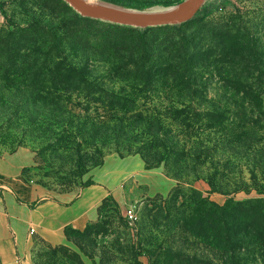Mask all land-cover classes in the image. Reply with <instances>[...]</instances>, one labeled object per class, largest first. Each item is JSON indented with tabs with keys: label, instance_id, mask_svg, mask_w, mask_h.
I'll return each instance as SVG.
<instances>
[{
	"label": "rangeland",
	"instance_id": "rangeland-1",
	"mask_svg": "<svg viewBox=\"0 0 264 264\" xmlns=\"http://www.w3.org/2000/svg\"><path fill=\"white\" fill-rule=\"evenodd\" d=\"M100 1L149 11L184 0ZM183 24L132 31L64 0H0V154L30 152L53 190L80 191L109 158L131 157L170 187L125 178L66 244L32 238L28 264H264L239 213L264 204V0H206ZM226 24L249 41L245 64L213 62L208 30ZM175 41L191 61L213 52L188 73L191 89L177 87Z\"/></svg>",
	"mask_w": 264,
	"mask_h": 264
},
{
	"label": "crops",
	"instance_id": "crops-1",
	"mask_svg": "<svg viewBox=\"0 0 264 264\" xmlns=\"http://www.w3.org/2000/svg\"><path fill=\"white\" fill-rule=\"evenodd\" d=\"M34 163L26 150L0 154V264H28L29 242L35 237L66 244L67 231L93 221L99 204L131 175L156 191L170 190L156 172L158 167L149 171L137 157L122 162L109 158L97 172L100 180L88 182L80 191L45 187L34 178Z\"/></svg>",
	"mask_w": 264,
	"mask_h": 264
},
{
	"label": "trees",
	"instance_id": "trees-1",
	"mask_svg": "<svg viewBox=\"0 0 264 264\" xmlns=\"http://www.w3.org/2000/svg\"><path fill=\"white\" fill-rule=\"evenodd\" d=\"M189 22H186L183 25L177 26V27H183L188 25ZM228 24L223 25L221 27H214L212 29L208 30V33L211 36H214L212 38V41H215L213 44V47L215 49H221L220 52L215 54L216 58L213 60L214 63L221 64L224 63L227 59L230 63L234 65H241L245 64L244 56L251 55L252 48L249 46V41L245 37H241L236 33V29L234 27H227ZM132 31L136 30V28H130ZM157 29H163V28H157ZM176 29V28H174ZM148 31V30H145ZM238 32V31H237ZM179 37V36H178ZM141 43L144 42L145 37H140ZM181 40V39H180ZM138 42V41H137ZM174 46L177 48V54L180 59L179 62H175L176 66L178 67L177 71V81H178V88L182 89H191L192 84L189 79L188 73L193 71V68H202L206 65H209V58L211 55H213V52L208 51L209 48L205 49V51L202 54V60L196 61V60H190L187 59V52L185 51L184 46L189 44H182L179 42H174ZM142 45V44H141ZM212 47V48H213ZM211 48V47H210ZM212 62V63H213ZM251 63V62H248ZM247 80H240V78H237L234 81L235 87L241 88L243 83H245ZM246 95L251 100L252 104L257 105V98L255 97V94H252V92H247ZM240 224L242 226L241 232H243L244 236H253L255 237V242L261 244L264 246V204L262 201H246L244 203L240 204ZM136 253L139 255L146 256L149 259V263H151V259L154 255L153 252L146 250V249H137L135 250Z\"/></svg>",
	"mask_w": 264,
	"mask_h": 264
},
{
	"label": "water",
	"instance_id": "water-1",
	"mask_svg": "<svg viewBox=\"0 0 264 264\" xmlns=\"http://www.w3.org/2000/svg\"><path fill=\"white\" fill-rule=\"evenodd\" d=\"M83 17L104 20L135 28L179 25L194 19L206 0H184L173 8L134 11L128 8L110 9L86 0H64Z\"/></svg>",
	"mask_w": 264,
	"mask_h": 264
},
{
	"label": "bare ground",
	"instance_id": "bare-ground-1",
	"mask_svg": "<svg viewBox=\"0 0 264 264\" xmlns=\"http://www.w3.org/2000/svg\"><path fill=\"white\" fill-rule=\"evenodd\" d=\"M88 2H91L93 4H96V5H99V6H102V7H105V8H110V9H123V8H120L119 6H116V5H113V4H110V3H106V2H103V1H100V0H86ZM177 5L175 6H172V7H169V8H173V7H176ZM168 9V8H166ZM131 10H134V9H131ZM154 10H162V9H159V8H156ZM134 11H141V10H134Z\"/></svg>",
	"mask_w": 264,
	"mask_h": 264
},
{
	"label": "built area",
	"instance_id": "built-area-1",
	"mask_svg": "<svg viewBox=\"0 0 264 264\" xmlns=\"http://www.w3.org/2000/svg\"><path fill=\"white\" fill-rule=\"evenodd\" d=\"M129 217H130V219H133L134 218V215L133 214H130Z\"/></svg>",
	"mask_w": 264,
	"mask_h": 264
}]
</instances>
